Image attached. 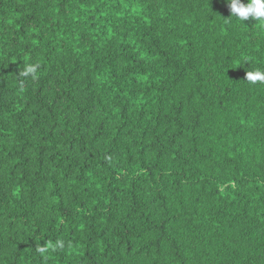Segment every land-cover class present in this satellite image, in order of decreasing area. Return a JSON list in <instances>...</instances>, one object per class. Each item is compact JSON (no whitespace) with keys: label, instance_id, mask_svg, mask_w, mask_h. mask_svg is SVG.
<instances>
[{"label":"trees","instance_id":"trees-1","mask_svg":"<svg viewBox=\"0 0 264 264\" xmlns=\"http://www.w3.org/2000/svg\"><path fill=\"white\" fill-rule=\"evenodd\" d=\"M255 23L225 0H0V264H264Z\"/></svg>","mask_w":264,"mask_h":264},{"label":"clouds","instance_id":"clouds-1","mask_svg":"<svg viewBox=\"0 0 264 264\" xmlns=\"http://www.w3.org/2000/svg\"><path fill=\"white\" fill-rule=\"evenodd\" d=\"M225 2L230 9V18H234L242 25H245V21L251 18L256 22L255 24L259 29L264 30V0H247V3L242 2V0H225ZM38 68L39 65L37 64H27L19 75L35 78ZM246 82L253 85L257 83L264 84V70L257 67L252 71H247ZM63 248L64 241L55 240L47 241L44 246L37 245L35 250L40 254H46Z\"/></svg>","mask_w":264,"mask_h":264}]
</instances>
